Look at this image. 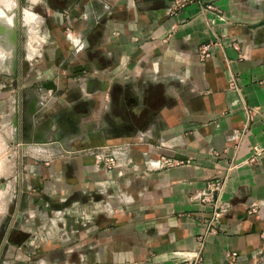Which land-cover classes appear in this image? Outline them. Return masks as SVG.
<instances>
[{
  "label": "crops",
  "instance_id": "obj_1",
  "mask_svg": "<svg viewBox=\"0 0 264 264\" xmlns=\"http://www.w3.org/2000/svg\"><path fill=\"white\" fill-rule=\"evenodd\" d=\"M172 3L25 0L26 121L72 111L73 145H108L118 164L85 151L21 168L18 93L0 75V236L15 205L0 264H264V0ZM216 176L217 203L195 200Z\"/></svg>",
  "mask_w": 264,
  "mask_h": 264
},
{
  "label": "rangeland",
  "instance_id": "obj_2",
  "mask_svg": "<svg viewBox=\"0 0 264 264\" xmlns=\"http://www.w3.org/2000/svg\"><path fill=\"white\" fill-rule=\"evenodd\" d=\"M13 26L16 34L14 51H12V44L8 37V29ZM29 28H31V22L30 19L27 18L25 0H0V75L13 77V83L15 85H13L15 88L14 91L18 93L17 106L13 112L16 114L15 121L17 124L15 126L14 122L12 123V129L16 128V135L11 139L10 143L11 149L14 150V146H16L18 149V165L21 162L20 167L22 168L23 162L27 158L41 161L47 165L49 161L52 160L51 158L56 155H75L87 151V154H91L94 157L95 164L98 167L102 169H109L110 164L106 160V158L111 155L108 145H97L90 148L75 147L73 145L74 141L79 137L78 127L74 125L72 121V111L67 112L66 110L62 113V127L56 124H48L49 126H45L43 124L34 132L32 131L33 128L31 124H28L26 121V113L24 111V95L22 90L26 81L25 73L29 68L28 57L32 52L31 50L37 48L35 46L32 47L30 43L32 33L30 32ZM14 57L16 58L15 69L12 68V58ZM25 126H27L26 129ZM8 133V125H0V134L2 137H5V135ZM19 154L21 155V158H19ZM41 155H48V157H42ZM160 160L161 162H158L156 165L158 167L182 165L189 159L176 158L171 159L168 162H164V159ZM117 164L118 163L116 160L115 165ZM147 164L151 167L153 166L149 162L145 165L147 166ZM125 165L134 166L136 163H133L129 160V162L125 163ZM201 194L202 189L196 193L193 198L200 203H204L201 201ZM8 208V213L5 218L9 222L8 215L10 214V209L12 206ZM10 229L11 226L8 224L6 231H4L3 235L0 236L1 250H3L5 243L8 241ZM258 262L259 264H262V262ZM254 263L255 261L253 264Z\"/></svg>",
  "mask_w": 264,
  "mask_h": 264
},
{
  "label": "built area",
  "instance_id": "obj_3",
  "mask_svg": "<svg viewBox=\"0 0 264 264\" xmlns=\"http://www.w3.org/2000/svg\"><path fill=\"white\" fill-rule=\"evenodd\" d=\"M188 4V0H173V3L170 7V12L175 13L181 8L185 7ZM208 8H211L209 5ZM210 49H211V44L210 43H205L203 44L199 49H198V54L201 58H205L210 55ZM258 151L260 149H255V154L254 157H252L251 160L255 159V156L258 154ZM164 159V162L170 161V159ZM107 162L110 164V167L115 165L116 160L115 157L110 155L109 157L106 158ZM222 184V179H220L219 176L210 178L202 190L201 194V201L204 203H211V204H216L217 203V194L220 191ZM220 215L219 210L213 211V216L212 219L217 218ZM236 258H237V253L236 252H231L226 259L220 263V264H236ZM254 264H259L258 261H255Z\"/></svg>",
  "mask_w": 264,
  "mask_h": 264
},
{
  "label": "water",
  "instance_id": "obj_4",
  "mask_svg": "<svg viewBox=\"0 0 264 264\" xmlns=\"http://www.w3.org/2000/svg\"><path fill=\"white\" fill-rule=\"evenodd\" d=\"M13 31H14V29H13ZM7 33H8V31H7ZM8 37H9V41H11V44H12L13 46H15V43H16V34H15V31H14V37H13V40L11 39V36H10L9 34H8ZM15 53H16V51H15ZM14 124H15V126H16L17 122L14 121ZM71 126H72V125H71ZM26 127H27V126H25V129H26ZM14 210H15V205H13L12 208L10 209V214H11V215L13 214ZM6 222H7V223H6ZM9 222H10V220H9ZM9 222H8L7 219H6V221H5V223H4V226H3V227H4V231H6Z\"/></svg>",
  "mask_w": 264,
  "mask_h": 264
},
{
  "label": "bare ground",
  "instance_id": "obj_5",
  "mask_svg": "<svg viewBox=\"0 0 264 264\" xmlns=\"http://www.w3.org/2000/svg\"><path fill=\"white\" fill-rule=\"evenodd\" d=\"M30 15V14H29ZM29 15H28V19H29Z\"/></svg>",
  "mask_w": 264,
  "mask_h": 264
}]
</instances>
